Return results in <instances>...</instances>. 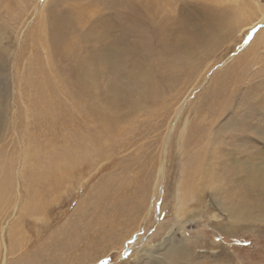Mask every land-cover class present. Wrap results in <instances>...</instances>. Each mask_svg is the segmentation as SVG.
<instances>
[{"label":"rangeland","instance_id":"1","mask_svg":"<svg viewBox=\"0 0 264 264\" xmlns=\"http://www.w3.org/2000/svg\"><path fill=\"white\" fill-rule=\"evenodd\" d=\"M8 6L12 16L0 11L7 26L0 39V264H164L173 246L181 256L171 264H264V0ZM240 6L255 23L222 30L208 52L201 45L181 51L187 30L205 28L207 11ZM143 84L161 96L135 104ZM223 99L229 106L219 114ZM74 127L97 139L100 151L92 143L88 160L63 165L71 174L59 181L42 174V164L59 162L74 145L67 137ZM210 152L214 191L222 184L232 191L184 188L177 217L173 190L183 166L191 159L203 166ZM243 163L240 174L234 168ZM254 168L261 177L248 176ZM119 205L127 215L111 228L108 216ZM170 234L173 245L158 249Z\"/></svg>","mask_w":264,"mask_h":264},{"label":"bare ground","instance_id":"2","mask_svg":"<svg viewBox=\"0 0 264 264\" xmlns=\"http://www.w3.org/2000/svg\"><path fill=\"white\" fill-rule=\"evenodd\" d=\"M236 1V0H235ZM240 2V1H239ZM253 2V1H252ZM9 0H0V11L3 13L2 17L3 18H6L7 16H12V14L14 13L13 12H10L8 11V8H9ZM244 5V4H243ZM235 8V7H234ZM238 8V7H237ZM236 8V9H237ZM240 11H235L236 9H234L233 13H231L229 10L225 9L224 7L221 8L220 10L216 9V10H210V11H207V15L205 16V19H206V25H205V28H202V30H196V29H191V30H187L186 33L184 34L185 36V40L184 43L182 44V42L179 43V46L181 47V51L186 54L188 53V51L194 47L196 45H201L202 47H204V52L207 51L208 52V49L207 48H212L216 42L218 40H220V38L225 34V33H229V32H232L233 30L237 29V24L239 22V20H241L244 25H251L253 23H255L256 21L254 20L253 16L251 15H244L246 9H244L243 6H240ZM10 12V14H9ZM248 12V11H247ZM18 13V12H17ZM249 13V12H248ZM258 15L260 17L259 22H262L264 21V10H259L258 12ZM126 16V15H125ZM242 16V17H241ZM11 20V19H10ZM65 20V24L67 25L68 22L70 21V19L68 18V15H66V18L64 19ZM125 20V19H124ZM123 20V21H124ZM257 20V21H258ZM117 21V20H116ZM133 22V21H132ZM247 22L249 24H247ZM136 23V22H135ZM65 24L63 23V19L59 20L58 22V26H57V29L58 31L59 30H63V27L61 28V26H65ZM204 24V23H203ZM4 25V22L0 24V39H2L4 33L7 31V26ZM203 26V25H202ZM140 27V26H138ZM185 27V26H184ZM242 28V27H241ZM249 28V27H248ZM247 28V29H248ZM149 30V29H148ZM222 30H225V33L222 34L221 31ZM162 31V30H161ZM245 31V30H244ZM161 33V32H159ZM158 33V34H159ZM165 34V33H164ZM7 35V34H6ZM156 35V34H155ZM243 35V34H242ZM137 36V35H136ZM161 36V35H160ZM164 36V35H163ZM8 37V35H7ZM146 37V36H145ZM162 38V36H161ZM138 39V38H137ZM6 41V39H5ZM129 41V40H127ZM87 44V43H86ZM132 46V45H131ZM216 46V45H215ZM218 46V45H217ZM133 47V46H132ZM194 47V48H196ZM134 48V47H133ZM182 48L184 49V51L182 50ZM214 48V47H213ZM119 49V48H118ZM90 50V49H89ZM136 50V49H135ZM139 50V49H137ZM98 51V49H97ZM115 51V50H114ZM113 50H109L106 54H113L114 53ZM131 51V50H129ZM191 51V50H190ZM122 52V51H121ZM140 52V50L138 51ZM132 53V51H131ZM137 53V51H136ZM145 53V52H144ZM182 53V54H183ZM190 53V52H189ZM127 54V53H126ZM129 54V53H128ZM135 54V53H134ZM176 54V53H175ZM102 55V54H101ZM141 55V54H140ZM177 55V54H176ZM150 56V55H149ZM186 56V55H184ZM130 57V56H129ZM136 57V56H135ZM134 57V58H135ZM102 58V56H101ZM133 58V57H132ZM186 59V58H185ZM140 60V58H139ZM86 62V61H85ZM84 62V63H85ZM241 62V61H240ZM88 63V62H86ZM85 63V64H86ZM189 63V62H188ZM142 64V63H141ZM86 67V66H85ZM89 67V66H88ZM87 67V68H88ZM83 68V67H82ZM89 70V69H88ZM86 72V71H85ZM90 74V73H89ZM237 74V73H236ZM88 75V74H87ZM85 76V75H84ZM83 81L87 84H89V78H82ZM141 80V79H140ZM145 80V79H144ZM139 81V80H138ZM84 83V84H85ZM93 84V83H92ZM90 85V84H89ZM93 88V86H92ZM143 88V90H142ZM174 89V88H173ZM170 91V90H169ZM218 91V90H217ZM253 91V90H252ZM256 91V90H255ZM143 92V93H142ZM89 96V95H88ZM134 96V95H133ZM142 96V97H141ZM161 95H157V93H153L152 92V89H151V85L149 84H143L141 85L140 87V91L138 94H136V91H135V96H134V100L133 102L135 104H139L140 100L142 99H146V100H151L153 99L154 101L157 100L158 97H160ZM220 96V95H219ZM104 98V97H103ZM219 98H223V97H219ZM91 99V97H90ZM94 99V98H93ZM182 99V98H181ZM217 99V98H216ZM89 100V99H88ZM220 100V99H219ZM219 102V101H218ZM217 102V103H218ZM92 103V102H90ZM99 105V104H98ZM126 106V105H125ZM219 106V114H222L223 111H225V109L229 106L226 102L225 99L221 100L218 105ZM216 106V107H217ZM101 108V107H100ZM178 108V107H177ZM103 109V108H102ZM96 111L104 118H106V121L108 122H113L115 120V118L113 117H109L107 119V115L105 116L103 111H101L98 107H96ZM113 111V110H112ZM206 112V111H205ZM213 112V111H212ZM222 112V113H221ZM237 112V111H236ZM92 113V112H91ZM109 113V112H108ZM93 117H94V120L97 118L94 114H92ZM98 115V114H96ZM110 115V114H109ZM236 115V114H235ZM119 116V115H118ZM120 117V116H119ZM74 120V119H72ZM71 120V121H72ZM174 120V119H173ZM172 120V121H173ZM231 121H229L228 123L225 124L224 127H221V128H218V129H221L220 130V133L218 131V129L214 132L215 133V137L212 138V139H216L218 138V134L220 135L221 132L226 129V126L227 128H229L231 126L230 124ZM84 124V123H83ZM86 124V123H85ZM84 124V125H85ZM117 124V123H116ZM75 126V125H74ZM234 126V125H233ZM78 127V126H77ZM86 127V126H85ZM240 128V127H239ZM79 130H77L76 127H74V131L72 130V132L70 134H68L67 137H70V139H72V143L74 145H72L71 149L69 147V151L63 155L64 156V159L61 158L59 155L58 159L60 158L59 162L55 161V163L53 162L52 164H42L43 166V169L42 170V174H45V175H49L51 177H53L55 180L59 181L61 178H65V177H68L71 173H67V176H66V173L65 172V167L63 165H68V166H74L78 163H83V162H86L89 158V150H90V147H93V144H95V148L100 151V143L98 142L97 139H94V141L92 140L93 138H90V134L85 131V130H80V128H78ZM243 130V129H242ZM240 131V130H239ZM244 133V131H243ZM246 133V132H245ZM89 134V137H87V135ZM80 135V137H78ZM82 135V137H81ZM191 138V137H190ZM183 139V138H182ZM77 140V141H76ZM67 141V140H65ZM196 142V141H195ZM214 143L218 141H213ZM93 143V144H92ZM206 143V142H205ZM198 144V143H197ZM232 144V143H231ZM90 146V147H89ZM188 147V146H187ZM195 147V146H194ZM196 148V147H195ZM235 148V146H234ZM68 150V149H67ZM64 152V151H63ZM66 152V151H65ZM62 154V152H60ZM196 153V152H195ZM58 154V153H57ZM64 154V153H63ZM210 161L206 162L203 166L201 164V162L198 164L197 161H192V159L190 160V163L188 166L186 164V166L184 165L182 171H181V177L179 179V181L176 183V185L174 186V190H173V197H174V200H175V204H174V211H175V214L177 215V217H181L184 215V204H183V198H184V195H183V189L184 188H187L189 191H191L194 195V191L196 190L197 192H201V188H203L204 190L205 189H212L213 193H217L218 195L220 194V192L224 191L226 192V194L228 192H231L232 189H233V186L232 188H226L223 184H222V188L225 187L224 189H222L221 187V190H216L214 191V187H213V184L215 183V179L214 177L215 176H218L217 174V165H214L215 162L213 163V154L212 152H210ZM228 154V153H227ZM226 153H223V156H227ZM53 156V155H52ZM56 156V157H57ZM62 156V157H63ZM198 156V155H197ZM209 156V155H208ZM54 157V156H53ZM191 157V156H190ZM196 159V158H195ZM204 159V158H203ZM200 159H198L199 161ZM215 160V159H214ZM49 161V160H48ZM205 162V161H204ZM49 163V162H48ZM162 163V161H161ZM231 164V163H230ZM229 163H227V165H230ZM215 166V168L213 167ZM244 166V167H243ZM243 166L242 165H238L237 167H235L234 169L239 172L240 174H244V169L245 168V165L243 163ZM222 167V166H221ZM227 167V166H226ZM225 167V164L224 166L222 167L223 170L226 169ZM229 167V166H228ZM227 167V169H228ZM233 167L232 165L229 167L231 168ZM76 170V168L74 169ZM163 170H164V165L162 164L160 169H159V174L161 175L163 173ZM39 171V169H38ZM69 171V169H68ZM234 171V170H233ZM261 169H255L254 168V171L251 172L250 175H248L249 177L253 176L255 174L256 177H261L260 175H258L257 173L260 172ZM247 173V172H246ZM32 174H33V171H32ZM35 174V173H34ZM38 174V173H36ZM248 174V173H247ZM74 175V174H73ZM229 176V175H228ZM228 176H224L225 180L228 179L229 177ZM245 176V178H244ZM223 178V179H224ZM246 179L247 176L246 175H243L242 177L238 178V180L240 179ZM162 180V179H161ZM223 181V182H224ZM218 182V181H217ZM221 182V181H220ZM54 183V182H53ZM57 183V182H56ZM225 183V182H224ZM232 183V182H231ZM216 185V184H215ZM153 186V184H152ZM204 186V187H203ZM217 186V185H216ZM213 187V188H212ZM218 187V186H217ZM236 187V186H235ZM146 188V186H142L140 187L137 191H136V197L139 199V196L141 195L142 196V193L144 191V189ZM154 188V186H153ZM217 189V188H216ZM203 190V191H204ZM202 191V192H203ZM211 191V192H212ZM213 194V195H214ZM146 195V194H145ZM193 198V197H191ZM197 198V197H196ZM142 199V198H141ZM198 199V198H197ZM145 201V200H144ZM202 201V200H201ZM200 200L198 201L201 202ZM136 202V201H135ZM135 202H133L132 206L135 204ZM148 205V204H147ZM144 206V205H143ZM186 206V205H185ZM120 207L119 206H116L112 209V212H110L111 214L108 216V219L109 220V223L107 225H109L111 228H114L115 226H117V223L119 226L122 225V223L120 222H116V220H114L115 218L119 219L121 218L122 214L124 215H127L125 213L124 210H121V209H118ZM149 207V206H148ZM145 211V210H144ZM140 214V213H139ZM137 215V214H136ZM141 215V214H140ZM113 216V217H112ZM134 216V215H133ZM138 216V215H137ZM141 218V216H140ZM138 219V218H137ZM114 220V221H113ZM136 220V219H135ZM113 221V222H112ZM135 225V223H134ZM110 228V229H111ZM119 228V227H118ZM136 232V231H135ZM87 234V232H86ZM88 235V234H87ZM86 235V236H87ZM124 235V234H123ZM136 235V234H135ZM172 238H173V234H170V236L166 239H164L163 243H161L158 247V249H163L166 244L167 241H169V246H172ZM91 242V246H93L95 244V242L92 243V239L89 240ZM97 241V240H96ZM181 243L180 245L181 246H185L184 245V242L183 240H180ZM144 247V246H143ZM178 246H173L171 249L167 250V252L165 253V262H163L164 264H171L173 261V259H177V258H180L181 254H179V248H177ZM146 252L148 254H151L152 252H157V250H151V249H147ZM142 253V252H141ZM138 254V253H137ZM153 255V254H152ZM145 257V256H144ZM143 257V259H144ZM153 257V256H152ZM151 257V258H152ZM158 257V256H157ZM162 257V256H160ZM162 260V259H161ZM162 264V263H160Z\"/></svg>","mask_w":264,"mask_h":264}]
</instances>
